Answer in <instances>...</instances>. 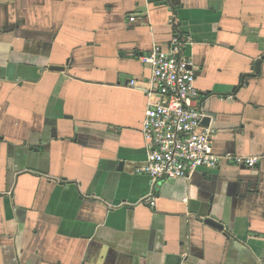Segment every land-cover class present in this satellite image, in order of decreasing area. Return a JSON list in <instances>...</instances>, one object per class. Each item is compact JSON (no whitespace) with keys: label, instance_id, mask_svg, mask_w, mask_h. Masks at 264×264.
<instances>
[{"label":"crops","instance_id":"obj_1","mask_svg":"<svg viewBox=\"0 0 264 264\" xmlns=\"http://www.w3.org/2000/svg\"><path fill=\"white\" fill-rule=\"evenodd\" d=\"M178 35L216 153L255 168L138 173L141 57ZM0 264H264V0H0Z\"/></svg>","mask_w":264,"mask_h":264},{"label":"built area","instance_id":"obj_2","mask_svg":"<svg viewBox=\"0 0 264 264\" xmlns=\"http://www.w3.org/2000/svg\"><path fill=\"white\" fill-rule=\"evenodd\" d=\"M191 45V38L178 35L169 48L156 46L150 54L141 57L152 74L143 124L147 159L138 173L154 183L187 179L199 170L217 169L225 161L251 169L258 163L257 158L216 153L214 131L202 125L204 115L199 107L201 92L196 87L197 74L185 54ZM147 201L155 207L154 198Z\"/></svg>","mask_w":264,"mask_h":264},{"label":"water","instance_id":"obj_3","mask_svg":"<svg viewBox=\"0 0 264 264\" xmlns=\"http://www.w3.org/2000/svg\"><path fill=\"white\" fill-rule=\"evenodd\" d=\"M260 67H261V60H258L256 63V72H260ZM52 70H58V71H63L64 68H51ZM208 120H203L202 125H205V122H207ZM205 224L217 229V230H223L224 227L222 224H220L219 220L216 219L215 217H210L207 220H205Z\"/></svg>","mask_w":264,"mask_h":264}]
</instances>
